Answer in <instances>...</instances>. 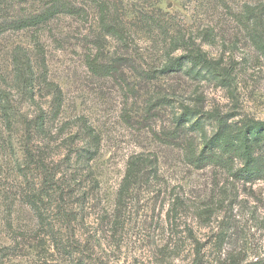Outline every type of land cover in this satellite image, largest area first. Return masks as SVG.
I'll list each match as a JSON object with an SVG mask.
<instances>
[{"label": "rangeland", "instance_id": "obj_1", "mask_svg": "<svg viewBox=\"0 0 264 264\" xmlns=\"http://www.w3.org/2000/svg\"><path fill=\"white\" fill-rule=\"evenodd\" d=\"M56 1L71 6L72 13H58L35 28L0 26V89L16 112L10 124L0 104V264L63 261L50 243L48 251L35 249L36 218L21 195L25 182L19 164L28 127L42 108L52 111L54 100L40 88L43 72L61 88L63 106L58 125L41 145L48 146L50 138L48 155L60 161L71 153L75 160L86 146L81 125L86 118L101 137L93 168L105 210L114 214L132 155L156 158L160 177L169 184L168 190H143L141 201L121 217V235H101L103 245H97L94 257L107 264H193L199 241L205 244L206 264L258 258L264 263V180L244 185L234 179L233 185L225 172L194 169L165 135L184 106L202 111L200 129L190 132L199 145L224 124L264 120V0H0V16L5 21L25 18ZM114 24L123 38L108 28ZM191 55L213 65L194 63ZM174 57H183L182 69L161 74ZM91 60L118 71L97 75ZM27 66L32 73L24 84ZM214 66L229 77L223 79ZM256 157L264 161V144ZM242 165L237 159L236 167ZM178 195L184 204L176 208L172 199ZM204 207L213 208L210 221L201 212ZM92 213L91 221L104 214ZM226 217L234 228L221 247L215 235ZM77 234L84 241L91 237L85 228Z\"/></svg>", "mask_w": 264, "mask_h": 264}, {"label": "trees", "instance_id": "obj_2", "mask_svg": "<svg viewBox=\"0 0 264 264\" xmlns=\"http://www.w3.org/2000/svg\"><path fill=\"white\" fill-rule=\"evenodd\" d=\"M101 11L103 12L102 20L106 23L107 7L101 6ZM61 12L72 13V8L56 1L45 10L25 18L5 21L0 16V26L3 29L7 27L14 30L35 28ZM113 27L115 29L113 32L123 38L121 27L115 24L108 26L110 30ZM190 57L194 63L204 62L209 68L213 65L210 59H204L198 55ZM90 67L97 75H112L118 71L116 66L101 63L98 60H91ZM182 67L183 57H174L169 59L159 71L161 74H170L180 71ZM215 69L223 79L226 80L229 77L227 72L221 70L222 68L215 67ZM29 73H32L31 66L22 70L24 84L29 83ZM41 85L40 88H44L54 96L52 111L48 113L42 108L33 125H29L28 144L25 145L23 163L19 164L25 182L21 192L22 201L30 205L38 226L35 249L39 253L44 249L48 251L47 246L49 248L50 246L47 244L50 243L63 257L60 264H107L101 260L102 258L93 256L96 254L97 245H103L101 235H108L109 232L113 237L121 235L120 230L124 228L121 217L133 203L138 204L141 201L140 195L143 190H151L153 186L168 190L169 184L164 177H160L159 163L156 158L144 153L132 155L118 189L114 214L111 215L101 206V183L93 168V161L99 153L101 137L88 124L86 118H81V125L87 138L86 146L77 152L79 154L75 160L71 153H67L60 161L53 155H48L46 148L52 142L50 138L46 142L48 146L44 148L41 145L42 141L52 133L56 124L58 125L63 106L61 88L49 80L45 72L41 76ZM9 99L5 100L4 91L0 89L1 111L5 120L11 124L16 112L12 110ZM166 99L170 103L168 96ZM201 113V110L190 106H184L182 112L176 113L173 127L165 132L167 143L179 148L184 153L185 161L192 168L202 170L212 167L217 171L225 172L229 178L233 179V185L235 180L243 182L244 185L258 179L264 180V161L259 162L256 157L257 149L264 144V120L246 119L240 126L224 124L211 137L204 138L199 145L190 132L192 129H200L202 124L199 115ZM237 159L243 161V165L239 168L236 167ZM175 204L178 208L184 204V199L178 195L175 200L172 199V205ZM219 204L222 205L223 201ZM92 209L102 210L103 216L99 214L100 219L91 221ZM212 211L211 207H204L201 210L209 219L208 221L213 215ZM96 221L99 222L95 225ZM83 228L91 235L87 241L82 240L77 234ZM233 228L234 224L231 220L229 221L227 217L222 219L215 235V243L218 242L222 247L231 238ZM41 231H44L43 235ZM204 246V243L197 241L193 264H206L205 254H202ZM86 252L89 255H86ZM235 264H242V260L238 259ZM244 264L264 263L258 258Z\"/></svg>", "mask_w": 264, "mask_h": 264}]
</instances>
